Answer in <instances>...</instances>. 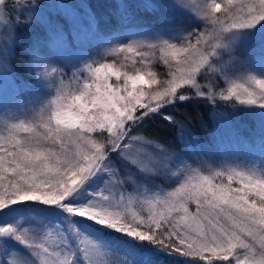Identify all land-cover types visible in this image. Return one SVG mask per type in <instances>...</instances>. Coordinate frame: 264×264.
<instances>
[{
  "label": "snow or ice",
  "instance_id": "1",
  "mask_svg": "<svg viewBox=\"0 0 264 264\" xmlns=\"http://www.w3.org/2000/svg\"><path fill=\"white\" fill-rule=\"evenodd\" d=\"M171 3L193 12L189 0ZM40 6L36 0H24L22 8L9 9L8 0H0V9L16 13L9 15L11 31L0 41V79L13 82V102L23 103L31 89V81L19 77L14 62L57 93L56 101L41 109L42 128L13 123L9 134L0 137V264H99L97 257L109 247L85 231L95 224L200 264H264V171L205 167L208 162L196 148L191 129L167 111L192 100L207 101L215 110L218 98L264 108V78L250 77L258 89L244 87L238 94L233 86L226 96L215 91L210 80L212 75L221 78L231 70L226 57L233 62L243 58L248 64V58L238 54L242 30L264 23V0H203L193 12L200 26L181 29L171 37L158 30L149 36L151 44L134 40L120 48L127 52L157 48L164 53L163 63L177 67L179 76L172 71L169 79L158 82L155 73L147 70L149 62L142 64L143 70L123 72L114 63H100L94 69L84 63L89 75L81 70L83 84L70 96L63 94L62 87H53L58 84L54 78L67 75L69 66H54L60 64L49 55L59 56L62 47L70 46L63 30L34 39L23 46L26 56L16 57L20 43L16 29L31 25ZM139 59L147 58L139 54ZM74 69L79 66H71L70 71ZM157 117L177 128V141L192 150V159L176 146L150 136L148 126ZM212 118L219 125L227 121L228 114L214 111ZM155 178L178 186L165 191L160 184L145 183ZM98 181H103V187L87 199V186ZM234 183L238 186L233 187ZM112 188H131L144 202L155 201L162 210L133 225L114 210L119 202L114 204L105 195ZM28 201L71 215L55 222L42 218L34 224L4 219L14 205ZM41 236L51 239L55 248L37 243ZM10 239L24 251L10 248ZM127 264H133V258Z\"/></svg>",
  "mask_w": 264,
  "mask_h": 264
},
{
  "label": "rangeland",
  "instance_id": "2",
  "mask_svg": "<svg viewBox=\"0 0 264 264\" xmlns=\"http://www.w3.org/2000/svg\"><path fill=\"white\" fill-rule=\"evenodd\" d=\"M117 1L120 5V0ZM23 2L24 0H8V8H22ZM36 2L41 5L37 18L34 19L31 25L18 27L16 35L20 41L24 38H31L32 42L37 38L46 39L49 32L55 34L58 30H63L70 46L62 47L59 56L52 52H49V55L55 56L56 62L60 64L54 66H69V71L65 69L67 75L55 77L54 79L58 81V84L53 85V87H62L63 94L68 96L75 93L77 87L82 86L81 70H83L84 76L89 75L88 71L83 69L84 63L92 64L93 69L100 63H114V66L123 72L143 70L142 64L149 62L147 70L155 73L158 82L166 81L167 79L164 76L169 77L168 74L172 71H176L177 76H179L180 72L177 67L170 68L163 63L164 53L157 48H137L133 52L120 51V48L132 43L134 40L151 44L152 40L149 36L158 30L166 37H171L179 35L181 29L191 30L200 26V21L194 13L203 4V0H189L193 13L188 9L174 7L171 0H144L140 3L139 10L136 12H128L123 8L124 6L120 5L121 8L114 13L112 18H104L94 23L86 17L82 0H67V3L71 4V8L65 6L64 0H36ZM208 2L210 3V0ZM217 2L226 3V0H217ZM0 11H4L3 17H0V41H3L12 28V23L8 17L16 13L3 9H0ZM242 31L244 35L241 36V46L238 54L248 58V64L243 62V58H241V62H233L226 57V66L231 70L221 78L213 75L215 78L223 80L227 90L235 86L238 94L243 92L244 87L259 88V85H256L250 77L264 78V23ZM61 39H65V36H61ZM139 54H143L147 59L141 61ZM182 58V56L179 57V59ZM155 62L166 68V75L159 74V70L154 65ZM73 65L79 66V69L70 71ZM211 82L213 81L211 80ZM212 86L217 91L215 85L212 84ZM153 87L156 88L158 85ZM243 98L245 97L241 96V99ZM56 99V92L43 87L33 78L31 89L26 92L23 103L15 104L13 102L15 100L13 82L8 78L0 79V137H6L9 134L13 123L24 122L30 126L40 124L42 128L41 109L46 108L49 103L55 102ZM216 112L223 111L216 110ZM47 115L48 111L46 110L43 117L46 119ZM253 116L255 126L252 131H249V135H246V132L244 133L240 129V126L229 114L227 121L224 123L218 125L213 120L212 126L201 136L194 135L196 148L204 153L203 158L208 162L205 167H212L221 171L226 166L235 168L238 171H248L250 169L257 172L264 171V165L261 166L254 159L253 153L254 142L260 141L264 144L263 108L255 107ZM18 134L20 136L26 135L22 132H18ZM176 148L182 155L192 159L193 153L190 148H186L181 144ZM190 162L193 167H200L194 161ZM200 170L205 171V168L201 167ZM145 183L149 185L160 184L165 191H170L172 187L178 186L171 184V182H165L162 178L148 179L145 180ZM236 186L233 184V187ZM87 187L89 191L85 196L87 199H92V193L103 187V181H98ZM105 195H108L114 204L119 202L118 207L114 210L127 216L128 222L133 225L141 221H147L150 215L162 210L155 201L151 204L144 202V197H137L131 188L123 191L112 188L110 191H106ZM122 195H125L126 202L120 201L119 198ZM148 195L151 196L152 194L149 193ZM78 200L86 202L81 198H78ZM35 204L14 205V211L6 214L4 219L7 222L22 219L25 224H34L42 218L55 222L62 221L66 216L65 214L60 215L62 212L55 209V207L46 210L47 208L43 204ZM52 209H55V211ZM85 231L90 236L103 241L109 247L98 233H95L89 227ZM41 241L45 242L46 246L55 248L51 239L44 240L41 236L37 243ZM9 247L24 251L23 247L15 240H9ZM109 254L110 248L103 250L97 257L99 264H110L108 262Z\"/></svg>",
  "mask_w": 264,
  "mask_h": 264
},
{
  "label": "trees",
  "instance_id": "3",
  "mask_svg": "<svg viewBox=\"0 0 264 264\" xmlns=\"http://www.w3.org/2000/svg\"><path fill=\"white\" fill-rule=\"evenodd\" d=\"M144 0H120V5L128 12H136L139 10L140 3ZM83 11L86 17L91 22H98L104 18H112L116 11H119L121 6L117 0H82ZM31 44V38H24L16 47V57H25L26 53L23 50V46ZM156 69L159 70L160 75H166L167 70L160 63L155 62ZM14 67L17 69L18 75L25 81H32L33 77L25 74L23 67L14 62ZM166 79L169 77L164 76ZM212 84L215 85L217 92L223 91V94L228 95V90L224 86L223 80L215 78L213 75L210 77ZM207 83V81H203ZM187 94L193 93L186 90ZM257 106H240L237 101H224L218 98L215 110L207 101H187L181 102L177 108H168L169 114L176 116L178 121H182L187 125V128L191 129L193 135L201 136L207 131L213 124V114L216 110H221L228 113L235 122L240 126V129L246 135H249V131H252L255 126V119L253 116V110ZM264 110V108H263ZM148 133L151 137L164 141L165 143L179 146L177 141V128L170 125L166 120L157 117L148 126ZM254 159L263 166L264 165V144L262 142L253 143ZM237 185L236 183H234ZM238 186V185H237ZM130 195V194H129ZM119 198L121 202H126L125 195ZM116 199V198H113ZM42 204L40 202L28 201L24 204ZM46 210L55 206L44 205ZM63 214L71 215L64 209H58ZM128 212V211H127ZM129 213V212H128ZM133 218V217H132ZM141 220V219H139ZM138 220V222H139ZM90 229L98 233L108 244L110 248V254L108 256V262L110 264H127L129 257L133 258V264H200L199 261L186 258L184 256L173 254L159 248L155 244L148 241H139L137 238H133L127 234H122L116 230H112L106 226H100L95 224L89 226Z\"/></svg>",
  "mask_w": 264,
  "mask_h": 264
}]
</instances>
